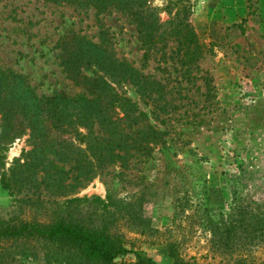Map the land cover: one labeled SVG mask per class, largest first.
Returning <instances> with one entry per match:
<instances>
[{
	"label": "rangeland",
	"instance_id": "rangeland-1",
	"mask_svg": "<svg viewBox=\"0 0 264 264\" xmlns=\"http://www.w3.org/2000/svg\"><path fill=\"white\" fill-rule=\"evenodd\" d=\"M187 1L203 49L192 77L182 74L175 42L172 59L141 67L134 28L118 12L0 0V65L24 75L37 95L77 94L58 41L72 31L97 43L101 31L115 58L173 86L175 106L160 124L169 131L163 145L80 184L71 179L75 171L57 181L62 174L49 163L61 161L28 134L0 146V223L61 216L118 236L156 264L264 263V0ZM165 2L152 0L158 9ZM94 69L80 67L86 75ZM121 90L142 106L132 87ZM0 251H9L8 264H99L44 241H3ZM134 260L129 252L114 263Z\"/></svg>",
	"mask_w": 264,
	"mask_h": 264
},
{
	"label": "trees",
	"instance_id": "trees-1",
	"mask_svg": "<svg viewBox=\"0 0 264 264\" xmlns=\"http://www.w3.org/2000/svg\"><path fill=\"white\" fill-rule=\"evenodd\" d=\"M43 1L91 7L97 14L118 12L134 28L142 50L141 67H146L149 60L157 65L172 59L174 51L169 43L175 42L174 55L183 68L182 74L191 76V71L198 69L203 49L189 19L187 0H166L160 9L152 0ZM99 34L97 43L72 31L58 41L60 62L80 88L74 95L63 90L37 95L24 75L0 65V146L24 134L32 136L36 147L52 152L61 161L60 166L49 163L52 173L62 174L56 177L57 181L75 171L71 179L80 184L109 165L125 168L135 155L149 156L154 147L163 145L169 133L167 125L160 124H165L175 108L170 99L173 86L167 87V81L155 74L141 72L115 58L103 44L104 35L101 31ZM81 66L95 69L86 75ZM202 79L207 86L206 75ZM124 85L133 88L143 107L121 90ZM25 178L14 179L12 186L18 188ZM17 240L56 244L99 264H115L116 257L129 252L134 262L122 264H156L142 250L126 249L118 236L83 227L61 216L47 223H0V242ZM8 258L9 251H0L1 264H8ZM170 264L191 263L176 259Z\"/></svg>",
	"mask_w": 264,
	"mask_h": 264
}]
</instances>
